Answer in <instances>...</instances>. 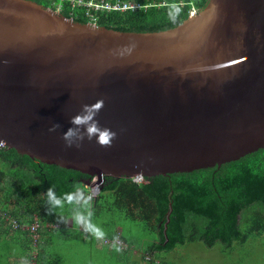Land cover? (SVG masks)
Wrapping results in <instances>:
<instances>
[{"label": "water", "instance_id": "95a60500", "mask_svg": "<svg viewBox=\"0 0 264 264\" xmlns=\"http://www.w3.org/2000/svg\"><path fill=\"white\" fill-rule=\"evenodd\" d=\"M98 100L112 147H66L70 118ZM0 143L93 177H168V239L173 173L264 149V0H207L159 32L0 0Z\"/></svg>", "mask_w": 264, "mask_h": 264}, {"label": "trees", "instance_id": "16d2710c", "mask_svg": "<svg viewBox=\"0 0 264 264\" xmlns=\"http://www.w3.org/2000/svg\"><path fill=\"white\" fill-rule=\"evenodd\" d=\"M35 1L54 9V2L58 0ZM136 1L148 6L135 11L103 12L97 24L122 32H159L177 25L187 18L190 7L200 9L207 0ZM70 10L72 7L66 4L61 13L71 17ZM78 10L74 11V20L89 22L87 17L77 13ZM170 15L175 19H171ZM92 178L91 175L73 169L18 154L14 149L2 148L0 195L3 196L0 197V210L14 217L20 225L18 231H24L30 236L31 233L26 227L33 221V216L42 225L50 222L62 226L64 223L60 222L59 216L47 214V190L53 187L56 195L61 197L65 193L76 191L79 186L87 195L88 187L83 182ZM172 180L174 204L168 239L155 241L153 237L157 224L164 226L170 212L171 189L169 179L164 175L148 177L147 182L141 183H134L129 177L106 176L101 192L91 202V210L94 209L95 213L90 218L89 228L92 229L91 219L105 211L109 214L117 213L115 215L118 220L123 216L132 222L140 221L138 224L141 230L151 238L145 253L170 251L176 244L197 240L208 246L216 241L232 246L234 242L244 243L250 236L264 232V149L246 154L220 167L173 173ZM10 201H13V207L9 211ZM65 206L71 205L65 203L59 212L64 218ZM72 207L74 208L73 205ZM101 219L105 221L104 218ZM40 229L38 228L37 233L42 232ZM118 235L120 236L118 230L113 233L109 231L105 238L112 240ZM30 236L29 245L20 243V252L28 249L31 251V242L34 240ZM1 247L4 248L3 245ZM0 254L6 255L2 249ZM22 256L27 264L30 259L35 264L40 262V255L32 258L31 254L22 253ZM141 259L148 260L145 256ZM149 261L155 263L154 257Z\"/></svg>", "mask_w": 264, "mask_h": 264}, {"label": "rangeland", "instance_id": "374dc122", "mask_svg": "<svg viewBox=\"0 0 264 264\" xmlns=\"http://www.w3.org/2000/svg\"><path fill=\"white\" fill-rule=\"evenodd\" d=\"M78 12L80 11L78 10ZM95 177L91 181L83 182L86 188L93 183ZM108 204L109 202L106 200V205ZM115 214L117 213L109 214L105 211L102 212L104 217L95 215L91 219L92 229L89 228L86 232L80 233L76 239H65L59 228L53 229V232H46V236L44 235L45 237L43 236L38 243L44 249V253L39 256V264H50L51 257L54 255L60 257L57 264H155L144 259L143 261H136L132 256L127 260H125L126 258L118 259L116 255L107 253L105 248L94 245L96 241L92 240H96V238L91 233L96 229L103 233L102 237L97 239L98 242L102 240L107 232L113 230L117 223L122 225L123 228L129 229L127 223L130 224L132 220L125 219L123 216H120V220H118ZM101 218H104L105 221L103 222ZM138 222L140 223V221H136L137 225H139ZM162 227L164 228L165 225ZM49 230L51 229L49 228ZM133 231L138 233L135 226H133ZM140 231L144 237L150 236L143 230ZM156 235H159V232ZM80 237H84V239ZM120 240L123 241L121 238ZM149 240L151 238L147 241ZM1 245L0 249L4 254H10L8 251H12L14 254L16 252L19 254L18 256L22 253L26 254V251L20 252L22 248L20 242L19 244L7 242ZM145 249L146 247L143 250L145 251ZM153 256L157 264H264V232L250 236L244 243L234 242L232 246H227L219 241H216L212 246H208L197 240L176 244V247L170 251H155ZM33 263L34 261L30 259L29 264ZM51 264L54 263L51 262Z\"/></svg>", "mask_w": 264, "mask_h": 264}, {"label": "crops", "instance_id": "0c3cea01", "mask_svg": "<svg viewBox=\"0 0 264 264\" xmlns=\"http://www.w3.org/2000/svg\"><path fill=\"white\" fill-rule=\"evenodd\" d=\"M3 195L1 194L0 197H2ZM13 201H10V205L8 206L9 211L11 210V208L13 207ZM65 216H66V220L67 223H64L62 226H59V224H53V223H46L43 224L41 223L40 226V230L42 232H38L35 237H34V241H32L31 243V251L29 252V249L26 251L25 255L31 254V257L34 258V256L37 255V257L44 253V249L42 247H40V245H38L39 241L42 240V237L46 234V232H53V229L56 228H60L59 230L63 233L61 235L64 236L65 239H76V237H78V235H80V233L86 232L87 230H85V227L83 226H77L74 224V222L71 219V216L73 214V207L71 205L70 206H65ZM62 211L61 209H57L56 212H60ZM21 212V211H20ZM91 213L93 216V213H95V210H91ZM35 218V216H33V219ZM91 218V217H90ZM10 219H14L13 216H11L8 212H4L0 210V244L2 243H7L9 242L10 244H19V242L23 245H25V243L27 245L29 242V236L25 234L24 231H18V227H13L12 223L10 222ZM16 221V220H15ZM3 222H5V225L3 224ZM9 225V227H8ZM127 225L129 226V229L123 228L122 225L118 224L114 227L113 230H111V233H113V231L118 230L120 232V238L123 240L122 243L124 244L122 247H118L115 244H105L104 243V238L108 237V236H104L102 238L101 241L98 242L97 238L95 235H93V233H91V235L96 238V240H92V241H96L94 242L95 246H100L103 247L107 250V253L109 254H114L116 255V258L118 259H122V258H126L125 260L129 259L130 256H132L133 258L136 259V261H143V258L145 256L146 259L148 260H152L153 256V252L150 253H145V251L143 250L144 247H146L147 245H149L151 243V240L147 241L150 237L143 236V233H141V228L140 225L136 224L135 222H131L130 224L127 223ZM133 226H135V230L138 231V233H135L133 231ZM49 228L51 230H49ZM162 229H164L162 231ZM166 226L163 228L161 226V224H157L156 229L154 231V236L155 237V241H157L158 239H165L166 238ZM159 232V235H156ZM46 236V235H45ZM44 236V237H45ZM31 238V236H30ZM82 239H84V237H80ZM10 252V254H6L5 256H1L0 254V264H24V259L23 256L19 254H17L15 252V254L12 251H8ZM150 254H152V256H150ZM60 260V257L54 255L51 257L50 260V264L51 262H53L54 264H57L58 261ZM155 263L157 264V261L155 260ZM35 264V261L34 263Z\"/></svg>", "mask_w": 264, "mask_h": 264}, {"label": "clouds", "instance_id": "9594fccd", "mask_svg": "<svg viewBox=\"0 0 264 264\" xmlns=\"http://www.w3.org/2000/svg\"><path fill=\"white\" fill-rule=\"evenodd\" d=\"M178 12V10H177ZM171 19H175L170 15ZM104 101L98 100L94 104H84L81 107V111L70 118L69 123L72 125L63 133L61 139L65 142L66 147L81 148L85 139L92 141L95 139L96 143L103 148L112 147L113 140L117 137V133L113 132L107 127H102L99 120L96 119L100 110L103 108ZM61 125L55 123L49 128V132H56ZM148 178V177H147ZM46 209L48 215L59 216L60 222L67 223V220L61 216L57 209H63L65 203L73 205V214L71 216L72 221L77 226L85 227V230L89 229L91 213V199L90 195H85V191L79 186L76 187V191L71 193H65L63 196L58 197L53 187H50L47 192ZM93 235L97 239L101 238L103 233L99 229L93 232ZM27 264V261L24 262Z\"/></svg>", "mask_w": 264, "mask_h": 264}, {"label": "built area", "instance_id": "2783aa9c", "mask_svg": "<svg viewBox=\"0 0 264 264\" xmlns=\"http://www.w3.org/2000/svg\"><path fill=\"white\" fill-rule=\"evenodd\" d=\"M66 4L72 7V10H70L72 19H74L73 16L76 15V12H74L75 9H79V14L87 17L89 19V23L91 24H97V20L99 19L100 14L103 12H124L128 10L135 11L148 6L147 4H141L136 0H58L57 2H54V9L52 10L61 13ZM197 10L198 9H196L194 6L190 7L189 15L196 13ZM2 148H4V145L0 143V149ZM95 178L96 179L93 181V183L88 187L87 195L92 197L90 203L96 199L106 182V176L104 175H102L100 178L97 176ZM129 178L134 183L147 182V177L140 173L134 174ZM10 222L12 223L13 227L17 228L20 226L19 223L13 219H10ZM40 226L41 222L35 217L33 221L26 227L31 233L33 240ZM119 237L120 236L118 235L112 240L104 238V243L115 244L118 247H122L124 244Z\"/></svg>", "mask_w": 264, "mask_h": 264}]
</instances>
